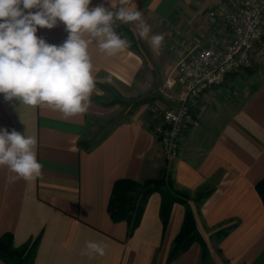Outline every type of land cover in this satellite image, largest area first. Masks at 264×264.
<instances>
[{
  "label": "crops",
  "instance_id": "obj_1",
  "mask_svg": "<svg viewBox=\"0 0 264 264\" xmlns=\"http://www.w3.org/2000/svg\"><path fill=\"white\" fill-rule=\"evenodd\" d=\"M241 1L129 0L151 33L141 38L138 22L117 21L126 48L109 56L89 46L95 88L85 114L65 118L18 101L13 107L0 95V128L35 136L43 166L35 180L10 185L0 167V237L11 233L16 247L37 242L33 264H264V61L258 73H241L259 81L241 102L221 97L240 74L204 94L175 159L153 133L155 117L173 106L161 89L190 42L226 33L209 13ZM100 4L111 7L107 0L89 7ZM153 34L164 36L158 50L150 46ZM37 35L54 45L68 37L62 22ZM160 179L164 191L187 202L173 205L167 224L163 191L139 209L145 186ZM187 211L197 236L169 261ZM88 241L105 244L106 254L83 255Z\"/></svg>",
  "mask_w": 264,
  "mask_h": 264
},
{
  "label": "clouds",
  "instance_id": "obj_2",
  "mask_svg": "<svg viewBox=\"0 0 264 264\" xmlns=\"http://www.w3.org/2000/svg\"><path fill=\"white\" fill-rule=\"evenodd\" d=\"M92 0H0V95L21 106L52 108L65 118L85 114L95 88L89 46L109 56L128 46L115 30L117 21L138 22L139 36L149 38L151 27L142 13L128 7L129 0L89 7ZM34 10V11H33ZM62 22L68 33L60 45L49 44L37 35L39 29H53ZM87 37V38H86ZM162 34L150 36L158 50ZM37 138L0 128V167H7L6 184L35 180L42 164L36 154ZM106 245L86 242L83 255L104 256Z\"/></svg>",
  "mask_w": 264,
  "mask_h": 264
},
{
  "label": "built area",
  "instance_id": "obj_3",
  "mask_svg": "<svg viewBox=\"0 0 264 264\" xmlns=\"http://www.w3.org/2000/svg\"><path fill=\"white\" fill-rule=\"evenodd\" d=\"M209 17L221 19L226 33L208 43L193 39L161 89L173 106L155 117L153 133L169 160L177 157L192 110L204 94L264 61V0H242L232 9L222 6Z\"/></svg>",
  "mask_w": 264,
  "mask_h": 264
},
{
  "label": "trees",
  "instance_id": "obj_4",
  "mask_svg": "<svg viewBox=\"0 0 264 264\" xmlns=\"http://www.w3.org/2000/svg\"><path fill=\"white\" fill-rule=\"evenodd\" d=\"M163 185L164 179L149 182L143 190L144 195L140 201L141 207L139 205V209L142 208L144 202H146L148 196L152 192L163 191L161 214L163 216L164 223L167 224L173 205L177 202L183 204H187V202L185 201L186 199H180L179 197H177L175 192H173L172 190L168 192L164 191ZM196 236L197 232L193 224L192 214L190 213V211H187L182 231L175 241V247L171 252L169 261L178 258L184 252H186L195 241ZM36 250L37 242L33 244H26L21 247H16L14 244V236L11 233H6L2 237H0V259L5 261L7 264H33L36 256ZM206 259L207 249L203 245V261H206Z\"/></svg>",
  "mask_w": 264,
  "mask_h": 264
},
{
  "label": "rangeland",
  "instance_id": "obj_5",
  "mask_svg": "<svg viewBox=\"0 0 264 264\" xmlns=\"http://www.w3.org/2000/svg\"><path fill=\"white\" fill-rule=\"evenodd\" d=\"M259 70L260 66L253 71L254 74L258 73ZM258 83L259 81L256 80L254 75H248L247 73L240 74L233 80L228 81V84L222 87L221 97L224 98L223 102L225 101L228 104L241 102L243 98L253 90V86L257 85Z\"/></svg>",
  "mask_w": 264,
  "mask_h": 264
}]
</instances>
